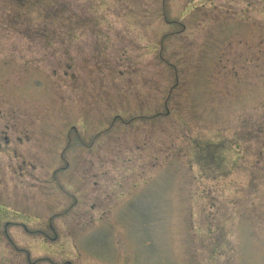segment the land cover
Instances as JSON below:
<instances>
[{
    "label": "rangeland",
    "instance_id": "374dc122",
    "mask_svg": "<svg viewBox=\"0 0 264 264\" xmlns=\"http://www.w3.org/2000/svg\"><path fill=\"white\" fill-rule=\"evenodd\" d=\"M49 215L73 264H264V0H0V264Z\"/></svg>",
    "mask_w": 264,
    "mask_h": 264
},
{
    "label": "flooded vegetation",
    "instance_id": "af4514ba",
    "mask_svg": "<svg viewBox=\"0 0 264 264\" xmlns=\"http://www.w3.org/2000/svg\"><path fill=\"white\" fill-rule=\"evenodd\" d=\"M52 216L53 215L48 216L45 225L46 229H42V226H39V227H35L32 230V233L36 236V240H37V245L36 247H34V252L32 256H30V252L28 248H21V247L17 248L24 255V257L22 258L23 262H21L20 264H73L70 257L67 258L68 256L64 257L63 259L56 257L57 253L59 252H57L54 247V243H55L54 241L57 238V235L55 229L56 227L52 223ZM64 226L66 232H69L70 230L69 222L66 225L64 224ZM6 227H7V223L4 224V228L3 227L1 228L0 225V231L6 233L7 230ZM39 243L42 244L40 245ZM66 248L68 247H66V245H63V250L64 249L66 250ZM66 251L67 254L69 255V250L67 249Z\"/></svg>",
    "mask_w": 264,
    "mask_h": 264
}]
</instances>
